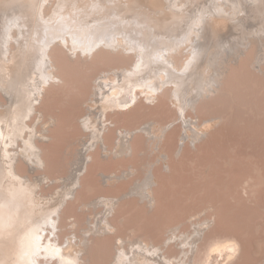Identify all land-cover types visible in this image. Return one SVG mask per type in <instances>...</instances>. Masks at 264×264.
Returning <instances> with one entry per match:
<instances>
[{
  "label": "bare ground",
  "instance_id": "obj_1",
  "mask_svg": "<svg viewBox=\"0 0 264 264\" xmlns=\"http://www.w3.org/2000/svg\"><path fill=\"white\" fill-rule=\"evenodd\" d=\"M244 65L264 74V0H0V84L20 95L1 109L12 120L0 123V264H100L110 242L109 264H228L233 239L192 258L213 220L194 234L174 223L162 245L128 225L164 209L153 170L170 173V159L219 123L188 114L231 94L224 79ZM169 114L170 125L159 120ZM177 123L183 133L169 130ZM259 169L244 176L248 196L264 187ZM133 179L129 192H109ZM175 243L181 253L168 255Z\"/></svg>",
  "mask_w": 264,
  "mask_h": 264
},
{
  "label": "rangeland",
  "instance_id": "obj_2",
  "mask_svg": "<svg viewBox=\"0 0 264 264\" xmlns=\"http://www.w3.org/2000/svg\"><path fill=\"white\" fill-rule=\"evenodd\" d=\"M234 72L237 71L234 70ZM225 82L227 89H231V94H225L222 88L220 92H216L209 97V103L199 109L200 114L196 113V111H193V114H188V117H192V122L198 121L200 117L202 121H207L208 124L215 118H221L219 123L210 128L209 133L205 137L200 138L201 135H199L198 139L192 138L178 158L170 159L169 166L172 168L169 170L170 173L166 170L167 164L163 163L161 164L163 170L160 167L161 165L159 166L160 170L163 171L161 172L163 175L159 173L158 167L155 168H158V171L153 170V174L156 175L158 181L165 180L161 182L163 186L165 184L164 187L160 184L162 190L159 188L160 185L155 187V193H158L159 189L161 190L162 200L166 197L168 199L167 202H163L166 203L163 204L164 209L156 208L157 210L159 209L158 212L156 210L158 213L156 214L157 218H151L144 224L137 220L138 216H132V218L130 217L131 220H128L130 222L128 226L130 228L136 227L134 229L139 236H151L156 245H162L167 238L165 231L167 228L169 230L172 224L181 225L182 233L194 234V229L200 223L199 221L211 222L213 220L215 222H211V226V223L205 224L204 231L201 233L203 234L202 239L197 241L192 258L197 255L198 260L203 259L210 244L216 240L233 239L237 241L240 248L238 254L232 259L233 261H229L228 264H264V187L255 196H251V193L249 196L246 195L243 192V188H241L242 183L256 175V169L260 168L262 172L264 171V74L262 71H254V69L244 65L240 71L230 75L228 80L224 79ZM0 86V123L5 124V120L10 117V113L7 109L4 112L1 109L7 108L11 101L19 102L20 100L17 98L20 95L18 96L15 90H10L12 92H9L1 84ZM166 102L164 100L163 103L166 104ZM66 106L68 107V105ZM162 106L165 105L163 104ZM68 108L65 109V106L63 108L65 118L70 115ZM10 118L8 120H12ZM176 119L177 117L174 114H169L168 118L167 116L162 119L159 118L160 121L167 125H170ZM65 124L72 126L71 123ZM31 125L35 126L36 121H32ZM181 127L182 124L177 123L169 130L172 132L178 130L179 133L180 131L183 133L184 128L181 129ZM190 127L195 128L193 125H190ZM71 132H73V135ZM71 132L72 136L68 135V139L78 133L77 129ZM138 143L141 145L140 139ZM172 145L173 143L170 142L167 147L169 148ZM77 146L74 148L78 149L79 146ZM163 146H166V143ZM1 147H3V143L2 146L0 143V149ZM71 157L73 158V156ZM144 158L146 161L155 162L158 160L159 154L153 151L151 147H146ZM230 160L231 163L228 162ZM135 165L137 169L139 168V174L135 176L136 179L140 177L137 180H143L144 172L140 168V160H137ZM111 167L113 168V166ZM1 169L2 165L0 164V171ZM98 172L103 171L98 170ZM165 174H169L170 178L165 177ZM161 175L163 176L162 178L160 177ZM244 176L248 178L246 179ZM134 179L128 181L122 189L110 188L109 192L115 194L122 191L121 194L129 192L132 184L139 182ZM165 187H168L169 190H167L168 188L165 189ZM52 189L54 188L52 187L48 190L49 194L53 192ZM164 190H166V195ZM102 191L104 190L102 189ZM104 192H107V190ZM100 194L102 192L90 196L86 202L91 203ZM160 195H157V197ZM164 195L166 197H163ZM131 202L132 199L127 200V203L132 204ZM160 203L162 205V202ZM161 205L159 204L158 206L161 208ZM101 210L102 208L98 211ZM91 213L96 214V211H91ZM91 213H88V217ZM207 214L212 216L210 220H205V218L207 219ZM98 217L100 218V216ZM147 228L150 230H147ZM126 232L124 231V234ZM126 239L127 241L130 240V242L136 240L135 237ZM108 242L106 241V244ZM109 244L111 242L107 244L109 248L106 245L107 252L105 251V255H103L104 261H101L102 263L100 264H109L111 260L112 250ZM128 245L129 242L126 246ZM195 252L198 253L196 254ZM166 253L176 256L181 251L175 243L170 250H166Z\"/></svg>",
  "mask_w": 264,
  "mask_h": 264
}]
</instances>
